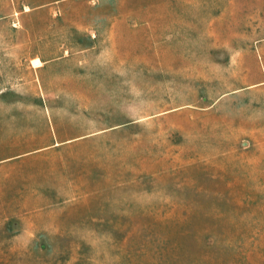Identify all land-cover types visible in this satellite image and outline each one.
Segmentation results:
<instances>
[{
    "label": "rangeland",
    "instance_id": "1",
    "mask_svg": "<svg viewBox=\"0 0 264 264\" xmlns=\"http://www.w3.org/2000/svg\"><path fill=\"white\" fill-rule=\"evenodd\" d=\"M0 264H264V0H0Z\"/></svg>",
    "mask_w": 264,
    "mask_h": 264
}]
</instances>
